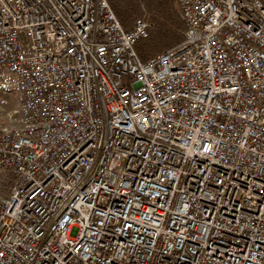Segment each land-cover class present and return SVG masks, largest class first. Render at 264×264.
Returning a JSON list of instances; mask_svg holds the SVG:
<instances>
[{
	"label": "built area",
	"instance_id": "obj_1",
	"mask_svg": "<svg viewBox=\"0 0 264 264\" xmlns=\"http://www.w3.org/2000/svg\"><path fill=\"white\" fill-rule=\"evenodd\" d=\"M176 1L142 62L107 0H0V264H264V0Z\"/></svg>",
	"mask_w": 264,
	"mask_h": 264
},
{
	"label": "trees",
	"instance_id": "obj_2",
	"mask_svg": "<svg viewBox=\"0 0 264 264\" xmlns=\"http://www.w3.org/2000/svg\"><path fill=\"white\" fill-rule=\"evenodd\" d=\"M115 16L125 30L146 17L151 25L149 36L140 40L136 52L142 62L163 54L184 41L185 25L176 0H107ZM14 176L11 171L3 182L10 187Z\"/></svg>",
	"mask_w": 264,
	"mask_h": 264
},
{
	"label": "rangeland",
	"instance_id": "obj_3",
	"mask_svg": "<svg viewBox=\"0 0 264 264\" xmlns=\"http://www.w3.org/2000/svg\"><path fill=\"white\" fill-rule=\"evenodd\" d=\"M17 82L16 74L0 66V120L5 124H9V116L17 108L19 94Z\"/></svg>",
	"mask_w": 264,
	"mask_h": 264
},
{
	"label": "bare ground",
	"instance_id": "obj_4",
	"mask_svg": "<svg viewBox=\"0 0 264 264\" xmlns=\"http://www.w3.org/2000/svg\"><path fill=\"white\" fill-rule=\"evenodd\" d=\"M122 26V25H121ZM123 27V26H122Z\"/></svg>",
	"mask_w": 264,
	"mask_h": 264
}]
</instances>
